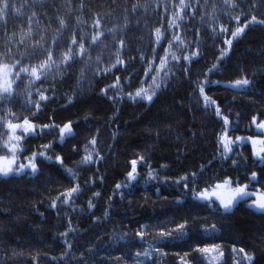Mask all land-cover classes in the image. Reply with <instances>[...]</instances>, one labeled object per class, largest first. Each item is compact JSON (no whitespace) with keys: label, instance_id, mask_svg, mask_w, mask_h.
<instances>
[{"label":"trees","instance_id":"1","mask_svg":"<svg viewBox=\"0 0 264 264\" xmlns=\"http://www.w3.org/2000/svg\"><path fill=\"white\" fill-rule=\"evenodd\" d=\"M10 2L13 7L8 13L7 27L0 24V54L11 52V57L0 58V63L10 66L17 60L25 65L33 63L27 53L37 41L46 45H51L57 37L70 41L74 32L90 40L96 34L92 25L98 18H103L104 28L113 31L105 32L101 37L103 43L86 56L90 63H75L62 76L57 75L53 67L48 79L37 81L35 86L29 85L28 78L13 85L14 103L4 105L5 114L8 108L16 114L13 123H22L25 117L40 126L53 121L62 126L73 121L75 135L63 146L54 144L47 153L53 161L61 156L63 167L38 157L39 171L35 176L0 179V264H136L135 254L146 249L150 257H139L144 264H249L245 254L253 257L252 264H264V213L249 207L255 197L236 204L225 214L216 203L204 207L193 202L191 183L187 190L183 183H174L186 174L199 173L201 165H205L195 185L200 191L227 177L239 181L233 186L247 184L248 177L256 172L259 183H253L248 190L259 188L264 192V171L254 166L255 158L248 143L236 147L231 159H213L217 156L223 121L217 120L215 106L205 111L198 86L205 80V73L218 64V70L208 74L205 95L215 100L233 122L234 130L228 135L233 139L262 135L252 120L256 117L257 123L264 122V26L247 29L241 38L234 40L230 49L224 40L237 27V22L229 16L243 12L247 19L252 15L264 18V6H260L257 13L249 10L251 0H231L237 5L234 8L225 0H185L192 7L181 13L185 18L176 21L179 28L167 34L154 61L160 65L164 50L169 48L168 42L179 35L184 43L171 47L169 60L172 56L179 57L180 66L172 61L168 68L160 73L153 71L145 78V68L147 61L152 60L154 46L150 41L155 39L156 28L162 25L167 28L174 19L180 0ZM134 5H138L135 12L132 11ZM29 18H32L31 23ZM60 19L66 21L63 29ZM225 23L229 32L214 37L213 30L218 32ZM244 23L246 20L242 18L240 26ZM121 38L128 43L122 53L126 67L114 69L113 74L106 77L95 76L97 69L111 67L107 63L109 59L115 63ZM222 50L228 54L218 61ZM65 51L66 44L55 48L57 62ZM194 51L202 55L185 72L183 66L187 62L183 56ZM142 54L145 56L143 63ZM116 76H120L122 82L129 80L124 88L125 96L141 87L149 89L153 77L161 88L151 104L121 102L119 97L114 104L100 93ZM242 78L249 80L245 90L224 87ZM143 79L146 83L141 85ZM37 88L48 89L44 94L55 98L42 101L40 112L33 117L35 107L28 111L23 106L29 98L39 99ZM69 97L71 104L67 103ZM94 137L95 145L89 144ZM54 138L59 140L58 129L42 138L29 137L18 163L24 162L25 156L29 158L33 152L43 150L42 146ZM74 145L78 151H73ZM6 153L5 149L0 156ZM88 154L92 155L94 163L81 165L80 161ZM139 156L147 158L138 168L140 179L130 189L117 192L116 185L124 182L131 170L130 161ZM149 165L158 178L145 183ZM69 168L77 173L75 178L68 177L66 170ZM77 185L80 194L69 206L63 205L62 194ZM94 193L100 196L97 198ZM57 197H60L58 207L52 209L51 204ZM109 197L113 199L109 201ZM90 199L95 204L91 211L88 209ZM105 212H108L107 218ZM185 223L187 231L183 236L176 232L163 237L162 243H156L161 239V232L170 233ZM213 225L214 233L210 231ZM70 226L74 231L68 237L62 236ZM142 227L145 228L143 243L136 235ZM205 229L209 231L206 233ZM65 240L71 241V247Z\"/></svg>","mask_w":264,"mask_h":264},{"label":"snow or ice","instance_id":"2","mask_svg":"<svg viewBox=\"0 0 264 264\" xmlns=\"http://www.w3.org/2000/svg\"><path fill=\"white\" fill-rule=\"evenodd\" d=\"M34 2H40V0H34ZM225 3L229 7H236V4H233L231 0H225ZM0 4L3 6L0 7V24H2L4 27H7L8 24V13L9 10L13 7L10 0H0ZM264 6V0H251V6L250 11L257 12L259 11V7ZM192 7L191 4H186L185 0H180V7L177 9V11L174 13V19L171 20L168 24V27L165 28L163 25L160 28H156L154 36V41H150L154 46L152 47V60L147 61V67L145 68L144 76L147 78L152 74L153 71H157V73H160L164 69L168 68L169 64L172 63V61H175V66L179 65V57L172 56L171 61L169 60V54L170 49L174 44L180 43L183 45L184 41L181 40L179 35H174L173 40H170L169 48H166L165 55L160 58V65L157 66L154 61L157 57V50L162 45L163 41L166 39L167 34L174 28H179V25L176 23L177 20H183L185 18L184 15H181V13H186L190 8ZM138 8V5H134L132 8V11L135 12ZM165 11L167 12V8H165ZM195 14V13H193ZM36 14L33 13V16ZM244 18L246 20V23H244L243 26H240L241 19ZM102 17L94 20L93 22V28L96 30V34L91 37L90 40L86 39L85 35H78L77 33H73L70 41H64L61 40L59 37L54 38L51 45H46L45 43L41 41H37L36 44H34L31 48V51L27 53V58L33 63L29 65H25L22 63V60H17L16 64H12L11 66L7 63H0V141H3L2 144H0V152H3L5 149L7 150V153L4 156H0V161L5 162L3 166H0V179L8 178V177H15V176H21V175H32L35 176L38 173V168L36 164L37 158H43L44 160L48 161L49 163H57L61 167H63V158L61 156H56L55 160H52V157L47 155L48 152L51 151L53 148V145L56 143H59L61 146L65 143L66 140L69 138L74 137L75 133L73 132V121H69L68 123L61 125H58L53 121L52 123L44 124L42 126L33 124L31 120L28 117H25L23 122H16L13 123V120L16 119V114L12 112L11 108L7 109V112L5 114L4 105L6 104H12L15 100V92L13 85L16 84L17 81H22L24 78H28V83L30 86H35L37 81H46L48 79V74L50 70L54 67L56 68V74L57 75H65L67 74L68 70L74 66L75 63L84 62L85 64L90 63V60H86V56L90 53V51L95 50L96 47L100 46L103 41L101 40V37L104 36L105 32L111 33L113 30L104 28L101 21ZM229 19H234L237 22V27L235 31H232L230 34V37L224 40V44L228 46L230 49L234 40H238L241 38V36L246 32L247 29H250L251 27L255 25L264 26V18L258 19L257 15H252L251 19H247L246 13H241L240 15H236L234 17L229 16ZM32 18H29V21L31 23ZM79 24L80 21H77ZM61 29L66 27V21L65 19H60L59 21ZM229 28L227 26V23L222 25L219 28V31L217 32L215 29L213 30L212 35L214 37H219L221 34L228 33ZM30 34V33H29ZM119 47L116 49L115 53V63H112L111 59L107 61L111 65V67L105 68L103 70L97 69V71L94 73L95 76H108L109 74H113V70L117 68H125V59L122 56V53L128 48V43L125 39L121 38L119 41ZM190 43V42H189ZM66 44V51L60 56L59 62L55 59L56 53L55 48L56 47H62ZM227 51H221L220 56L217 58L218 61H222L225 56H227ZM202 55V52L200 51H194L191 55H185L183 56V60L187 63L183 66L184 71L188 72L191 63L198 59V57ZM11 57V52H6L3 54H0V58L2 59H9ZM99 61V57L97 58ZM141 62H145V56L142 54L140 57ZM13 69H16L13 71ZM218 70V64H214L212 68L208 70V73H205V80L198 83L199 90L201 96H203L204 99V108L205 111H209L215 106V116L217 120L223 121V126L221 129V133L218 136L217 140V156H214L213 159L220 158L222 160H228L232 158V154L234 152V149L240 145L248 143V138H242L237 137L235 140H233L228 133L233 128V122L229 120L228 115H225L221 111V106L217 104V102L207 95H205V87L208 86V74ZM170 71V69H169ZM164 75L167 76L168 72H164ZM81 80H83V75H81ZM156 78L153 77V85L150 86L149 89H144L141 87L139 90H137L135 93L128 92L127 95H124V88L129 85V80H123L120 76H116L115 81L107 85L105 88L101 89V95L105 96L109 101L112 103H116L117 97L120 98V101L123 102V100H127L131 103H140L143 101H146L148 104H151L154 97L157 95L158 91L161 88L160 84L155 83ZM146 83V79L141 80V85ZM219 84V82H217ZM249 85V80L247 78H242L236 80L233 84L224 85L226 89H235V90H245L247 86ZM37 94L39 96V99L36 101H33L32 99H28L24 104V109L31 111V108L34 106L36 111L32 112V116H36L38 112L41 110V102L42 101H48L51 99H54L55 96H46L44 93L48 91V89H39L37 88ZM109 91L112 92V95H108ZM149 92L151 94H149ZM68 104L72 103V98L69 97ZM231 110H229V113ZM252 123L256 126L257 132H264V122L257 123V118L253 117ZM59 134V140L57 141L55 138L50 141L48 144H45L42 146L43 150H40L38 152H33L32 156L26 159V162H20L18 163L19 156L25 151L24 148V142L29 137H40L42 138L44 135L53 134L57 131ZM96 138L94 137L91 141H89V144L95 145ZM253 144H255V141H252ZM264 143V141H262ZM87 148V146H86ZM77 146H73V151H78ZM10 154V156L8 155ZM253 156L255 157L253 164L254 166H259L262 171H264V150L261 151H254ZM145 156H139L136 159H132L130 161V168L131 170L127 172L126 174V180L122 182L121 184L116 185V191L119 192L121 190H127L130 189L135 182H138L140 179V175L138 172V168L142 166L146 162ZM16 167H13V165H17ZM94 163L92 155L88 154L86 155L81 161V165H91ZM209 164H211V161H209ZM233 165H236V161L233 160ZM207 166L201 165L200 172L199 173H191L190 175L182 176L179 180L175 181L177 185L180 183L184 184L185 189H188L189 183L193 185V188L191 189V199L193 202L203 205L204 207H212L216 201H219L220 208H222L223 213L227 214L229 213L232 208L239 204L240 202L255 197L256 199L253 200V204L249 205V207L254 208L255 210L264 213V192H262L259 188L255 191H249L248 189L251 187L253 183H259L257 173L252 172L251 176L248 177V183L240 186L233 187L234 184L238 185V180H233L231 177H227L222 181H218L213 187L215 189L221 188V187H228L231 191V196L225 201L224 199H221L219 196L215 195V192L213 191L212 195L210 196L208 194L209 188H205L203 191L198 190L195 185L198 183V177L200 174L204 172ZM67 175L69 178H75L77 173L73 171V169L69 168L66 170ZM158 174L155 170L151 168L149 165V171H148V180L145 181V183L149 181L157 180ZM102 181V177H101ZM164 183H167V181H164ZM81 189L77 185L75 187H72L66 194H62L63 198V205L69 206L72 201L80 194ZM187 191L185 192V195H187ZM95 197H99L100 193H94ZM215 197V199H213ZM113 197H109V201H111ZM60 200V197H57V200H54L51 204L52 209H57L58 204L57 201ZM180 203V201H178ZM95 207V204L90 199L88 204V209L91 211ZM59 215V213H58ZM104 217H108V212H105ZM162 226V225H160ZM74 230L70 226L68 228V231L65 233H62L61 235L64 237H68L69 233L73 232ZM187 231V225L181 224L178 226L177 229L173 230L170 233L161 232L160 238L156 241L157 244H160L163 242V237L165 236H173L176 234V232H179L181 236L185 234ZM209 229H205V232L207 233ZM213 233L216 231L215 225L212 226L210 229ZM144 232L145 228L142 227L136 235L140 237V242L143 243L144 241ZM65 243L71 247V241L65 240ZM152 245H149V248H151ZM201 252H206L207 249H197ZM235 252L236 250L233 249ZM241 252H243V249H240ZM67 254V253H65ZM222 254V253H221ZM145 257L146 259L150 257L149 250H145L143 253L137 252L135 254L134 259L136 260V264H144L143 261L139 260V257ZM245 258L249 261V264H252L253 257L249 254H245ZM118 260L120 258H117ZM181 260L184 261L185 258L181 257Z\"/></svg>","mask_w":264,"mask_h":264},{"label":"rangeland","instance_id":"3","mask_svg":"<svg viewBox=\"0 0 264 264\" xmlns=\"http://www.w3.org/2000/svg\"><path fill=\"white\" fill-rule=\"evenodd\" d=\"M261 133H262V135L260 137H243V138H248V144L251 146L252 156H253V152L254 151H258L259 152L261 150H264V143H262V141H264V132H261ZM233 140H235V139H233ZM252 141H255L256 143L253 144ZM27 158L28 157L25 156L24 162H26ZM4 163L5 162L0 161V166H3ZM233 187H235V186H233ZM213 191L215 192L216 196H219L221 199H224L225 201H227V199L231 196V191H230V188H228V187H221V188L215 189L212 186V187L209 188L208 194L211 196ZM213 199H215V197H213ZM216 204L219 205V201L218 200L216 201ZM219 207H220V205H219Z\"/></svg>","mask_w":264,"mask_h":264},{"label":"water","instance_id":"4","mask_svg":"<svg viewBox=\"0 0 264 264\" xmlns=\"http://www.w3.org/2000/svg\"><path fill=\"white\" fill-rule=\"evenodd\" d=\"M250 208H252V207H250ZM252 209H254V208H252Z\"/></svg>","mask_w":264,"mask_h":264}]
</instances>
